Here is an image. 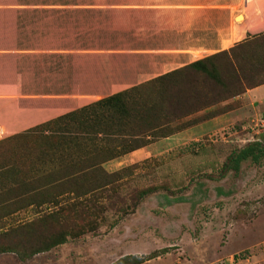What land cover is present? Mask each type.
I'll return each instance as SVG.
<instances>
[{
  "label": "rangeland",
  "instance_id": "374dc122",
  "mask_svg": "<svg viewBox=\"0 0 264 264\" xmlns=\"http://www.w3.org/2000/svg\"><path fill=\"white\" fill-rule=\"evenodd\" d=\"M234 2L0 0V19H24L26 29H33L32 23L42 31L56 28L60 46L73 51L68 64L64 58L57 61L73 72L72 87L54 92L67 94L59 102L68 103L65 114L127 92L131 102L143 99L149 109L162 112L163 119L151 114L149 124H162L154 134H168L141 137L147 142L141 148L163 144L113 172L103 167L120 179L82 198L65 193L73 183L59 172L35 182L10 172L22 170L30 157L27 151L11 166L0 155V264H264V156L248 158L237 170H222L236 149L254 141L264 145V113L244 108L238 120H214L184 138L183 131L239 108L242 93L179 119L170 114H180V102H191L195 90H211V99L224 95L219 82L201 74L181 77L180 69L192 62L180 57V51L199 46L193 62L219 53V45H207L210 37L220 41L225 35L226 11L191 14L180 6ZM65 28L64 43L60 29ZM249 54L252 63H242L247 77L252 64L264 70V36L253 42ZM222 73L218 70V78ZM140 74L151 78L140 80ZM263 81L242 83L241 91ZM60 86L42 77L40 91L54 94ZM147 189L157 191L140 198ZM61 237L65 243L40 250Z\"/></svg>",
  "mask_w": 264,
  "mask_h": 264
},
{
  "label": "trees",
  "instance_id": "16d2710c",
  "mask_svg": "<svg viewBox=\"0 0 264 264\" xmlns=\"http://www.w3.org/2000/svg\"><path fill=\"white\" fill-rule=\"evenodd\" d=\"M262 36L264 32L248 35V38L235 43L229 49L180 69L181 77L187 78L189 74L195 73L201 74L204 79L211 82H219L220 92L224 95L218 99H211V90L206 88L200 92L195 90L191 102L187 99L180 102V114L177 112L170 114L179 119L201 111L216 102L244 94L245 92L241 91L242 83L252 86L259 78L264 79V76L258 77L264 73V70L259 71L258 64H256L258 68L253 64L248 68L249 77L245 75L242 67L243 62L252 63L249 61L252 59L249 58L252 44ZM218 70L224 72L221 78L217 76ZM262 84L264 81L249 89ZM145 87L141 86V89ZM175 105L176 103L173 106ZM151 114H155L157 119L164 118L160 110L149 109L143 99L140 103H133L127 92L116 93L0 141V155L8 159L7 162L11 166L19 162V156L27 151L30 157L28 160L25 158L27 161L25 160V164L19 167L22 170L12 168L10 172L15 175L25 174L34 182L39 181V177L47 179L59 172L63 180L73 183V189L65 193H72L78 198L89 194L93 196L97 191L112 186L120 179L119 173L106 172L103 168L104 163L144 147L147 142L142 141L141 137L168 136L166 131L154 134L158 129H162V124L150 125ZM263 156L264 145L254 141L232 152L226 158L222 170L224 172L237 170L240 163L248 158L258 159ZM32 190L36 192L38 189ZM156 191L157 189L144 190L140 198ZM65 242L66 239L61 237L46 243L40 250H48Z\"/></svg>",
  "mask_w": 264,
  "mask_h": 264
},
{
  "label": "crops",
  "instance_id": "0c3cea01",
  "mask_svg": "<svg viewBox=\"0 0 264 264\" xmlns=\"http://www.w3.org/2000/svg\"><path fill=\"white\" fill-rule=\"evenodd\" d=\"M180 7L191 14L200 11H226L228 26L225 35L220 41L210 37L211 41L209 40L207 45L208 47L219 45L218 51L230 48L233 43H237L248 35L264 32V0H235L234 4L224 7L201 4ZM35 25L32 23L33 29H26L24 19H0V140L3 136L9 137L24 132L68 112L65 109L68 103L63 101V104H59L62 100H67V94H55L54 92L60 91L61 87L64 91L72 87V85L68 87L72 83V69L66 65L64 67L58 65L57 61L64 58L65 64H68L66 59L73 51L67 49V46L64 48L60 46L62 41H57L56 28L42 31L35 29ZM67 31V28L60 29V32L64 33L60 36L64 43L68 42ZM49 41L52 42L47 44ZM43 42H46L47 46L42 47ZM199 49L198 46L189 50H181L180 57L187 60V63L193 62L196 60L193 54L199 53ZM139 76L140 80L151 78V75L140 74ZM139 76L135 79L138 80ZM42 77L54 86L59 84L61 86L52 91L54 94L42 95L40 91ZM237 100L241 104L239 108L191 127L180 133V137H192L197 130L199 131L214 120H238L239 114L245 112L244 108L247 109V113L263 114L264 84L247 90ZM161 144L163 143L158 141L135 150L122 156L120 161L115 159L106 162L103 167H108L113 172L125 162L129 164L130 161L146 158L152 146L157 147Z\"/></svg>",
  "mask_w": 264,
  "mask_h": 264
}]
</instances>
